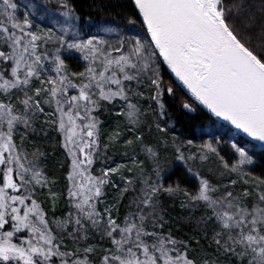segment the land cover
Here are the masks:
<instances>
[{
  "label": "snow or ice",
  "instance_id": "1",
  "mask_svg": "<svg viewBox=\"0 0 264 264\" xmlns=\"http://www.w3.org/2000/svg\"><path fill=\"white\" fill-rule=\"evenodd\" d=\"M18 8L0 0V264H264V0ZM173 106L210 139L170 136Z\"/></svg>",
  "mask_w": 264,
  "mask_h": 264
},
{
  "label": "trees",
  "instance_id": "2",
  "mask_svg": "<svg viewBox=\"0 0 264 264\" xmlns=\"http://www.w3.org/2000/svg\"><path fill=\"white\" fill-rule=\"evenodd\" d=\"M108 0H95V3L97 5L101 3H107ZM112 3H115L116 0H111ZM250 2L253 4L254 7L257 9L260 6V0H250ZM75 3L79 6V9L81 10V14L83 16H87L89 12V5L93 4V0H75ZM115 16V13H112L111 10H108L107 12H100V13H94L93 19L94 20H106V21H113ZM115 22H119V17L115 16ZM171 113V120L169 121V124L171 126L170 136H176L179 137L181 140H187L192 139L194 144H200L203 141L209 140L210 136L206 135L210 131L209 127L207 126V121L200 116L198 113H184L182 111H175L174 106L173 109H170ZM102 121L105 122V127L111 130V128L115 125L116 121L112 118V116L108 114H103ZM56 136L55 133L52 134L51 137H49L50 144L55 143V140L53 139ZM203 137V140L201 139ZM233 140L239 139L238 136H234L232 138ZM221 149V155H225L229 151V144L224 143L220 146ZM49 150H51V147H49ZM256 155L254 157L255 160V167L252 168V173L254 175L259 176L261 169L264 168V153L258 148H256ZM62 152V149L57 148V154ZM115 159L119 162L121 160L120 156H116ZM198 164L204 165L206 168H212L217 163L215 159H210L208 161H197ZM176 165L179 167H182L180 162H176ZM251 167V166H250ZM167 182V181H166ZM166 204L172 205V201L165 199ZM183 213L181 212V209L179 207V201H176L174 210L172 211L173 217H179ZM179 227L181 230V233H189L190 234V228L193 227L191 225H180L175 224V228Z\"/></svg>",
  "mask_w": 264,
  "mask_h": 264
},
{
  "label": "rangeland",
  "instance_id": "3",
  "mask_svg": "<svg viewBox=\"0 0 264 264\" xmlns=\"http://www.w3.org/2000/svg\"><path fill=\"white\" fill-rule=\"evenodd\" d=\"M15 2L19 5L18 12L22 14L25 11L29 10V6L32 3H36L38 2V0H15ZM34 23L39 24L42 28L58 27L54 19H41L39 17H36L34 19ZM74 64L75 62H73V65ZM102 118H103V114L100 116L101 120Z\"/></svg>",
  "mask_w": 264,
  "mask_h": 264
},
{
  "label": "water",
  "instance_id": "4",
  "mask_svg": "<svg viewBox=\"0 0 264 264\" xmlns=\"http://www.w3.org/2000/svg\"><path fill=\"white\" fill-rule=\"evenodd\" d=\"M258 149H260L259 147H257ZM261 150V149H260Z\"/></svg>",
  "mask_w": 264,
  "mask_h": 264
}]
</instances>
